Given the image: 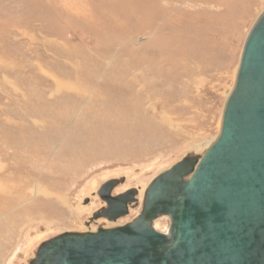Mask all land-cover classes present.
<instances>
[{
  "label": "rangeland",
  "instance_id": "rangeland-1",
  "mask_svg": "<svg viewBox=\"0 0 264 264\" xmlns=\"http://www.w3.org/2000/svg\"><path fill=\"white\" fill-rule=\"evenodd\" d=\"M263 8L264 0H0V264H25L42 241L80 231L102 206L92 193L99 183L146 187L203 152ZM156 222L166 231L168 219Z\"/></svg>",
  "mask_w": 264,
  "mask_h": 264
},
{
  "label": "water",
  "instance_id": "water-1",
  "mask_svg": "<svg viewBox=\"0 0 264 264\" xmlns=\"http://www.w3.org/2000/svg\"><path fill=\"white\" fill-rule=\"evenodd\" d=\"M124 179L97 195L94 232L42 241L25 264H264V8L250 27L217 136L154 176L139 199ZM122 225L109 227L129 216ZM168 219L166 231L157 220Z\"/></svg>",
  "mask_w": 264,
  "mask_h": 264
},
{
  "label": "bare ground",
  "instance_id": "bare-ground-1",
  "mask_svg": "<svg viewBox=\"0 0 264 264\" xmlns=\"http://www.w3.org/2000/svg\"><path fill=\"white\" fill-rule=\"evenodd\" d=\"M121 81V80H120ZM57 88H63V87H61V85H57ZM65 88V87H64ZM67 88V87H66ZM230 92V91H229ZM107 95V94H106ZM137 102H139V101H137ZM142 102V101H141ZM142 104V103H141ZM135 105H136V103H135ZM137 106V105H136ZM138 107V106H137ZM142 107V106H141ZM140 107V108H141ZM133 108V107H132ZM135 108V107H134ZM103 110V109H102ZM134 110V109H133ZM132 110V111H133ZM136 110V109H135ZM138 110H139V107H138ZM145 111V110H144ZM143 111V112H144ZM147 111V110H146ZM127 112V111H126ZM135 112V111H134ZM137 113V112H136ZM111 115V114H110ZM133 115V114H132ZM134 115H135V113H134ZM133 117V116H132ZM140 118V117H139ZM113 119H114V117H113ZM111 120V119H110ZM137 121V120H136ZM220 121V120H219ZM107 122V121H106ZM130 122V121H129ZM138 122V121H137ZM141 122V121H140ZM220 126V125H219ZM126 128V127H125ZM130 130V129H129ZM148 131V130H147ZM219 131V130H218ZM217 131V132H218ZM93 139V138H92ZM95 139V138H94ZM92 144V143H91ZM206 144V143H205ZM89 145V144H88ZM203 146V145H202ZM199 149V148H198ZM202 149V148H201ZM200 149V150H201ZM190 150V149H189ZM188 150V151H189ZM193 150V149H192ZM88 153V152H87ZM2 169V168H1ZM134 172V171H133ZM22 180V179H21ZM20 180V181H21ZM28 181V180H27ZM127 182V181H126ZM126 182L125 183H123L122 185H121V187L119 188V189H117V190H115V191H117V192H120L119 194H121V193H123V192H125L126 190H128V189H130L131 187H130V185L128 184V185H126ZM22 183H24V182H22ZM27 183V182H26ZM29 183V182H28ZM27 183V184H28ZM101 184L102 183H99L97 186H96V188H94V190H92L93 192V195H95V196H97V192H98V190H99V188H100V186H101ZM147 183H145L144 185H142V184H139V185H137V186H134L135 188H137V190H138V193H139V198L141 199V197H142V195H143V191H144V187H145V185H146ZM44 188V187H43ZM88 188V187H87ZM90 190V189H89ZM6 190L0 185V193H4ZM34 192L35 193H37V194H43V195H47V190L45 191L44 189H42L41 187H36L35 188V190H34ZM33 192V193H34ZM87 192V191H86ZM116 193V192H115ZM51 194V193H50ZM86 194V193H85ZM49 195V194H48ZM1 196H3V195H1ZM86 197H88V196H86ZM98 197V196H97ZM4 198H6V195H5V197ZM58 198V197H57ZM8 199V198H7ZM7 199H5V200H7ZM4 200V201H5ZM16 200V199H15ZM89 200V199H88ZM1 202V201H0ZM61 203V202H60ZM101 207H103L104 206V204L103 203H101ZM100 207V208H101ZM99 208V209H100ZM97 211V210H96ZM0 212H2V211H0ZM131 212V210L129 211V213ZM1 214V213H0ZM19 215V214H18ZM17 217V216H16ZM19 218H21V216L19 217ZM23 219V218H22ZM26 219V218H25ZM24 219V220H25ZM15 220H16V218H15ZM18 220V219H17ZM20 220V219H19ZM10 221V220H9ZM14 221V220H13ZM11 222V221H10ZM13 223V222H12ZM11 223V224H12ZM101 223V221L100 220H97V221H95V222H91V223H89V226H84L83 228H80L79 230L80 231H83V232H86V231H91V232H94L95 230H96V228H97V225H99ZM117 223L118 222H116V223H108V226L109 227H114V226H116L117 225ZM3 224V223H2ZM6 224V223H5ZM14 224H15V221H14ZM157 224V222H155V225ZM16 225H17V223H16ZM91 225H94V227H93V229H91L90 227H91ZM118 225H120V224H118ZM13 227V226H12ZM18 227V226H17ZM156 227H157V225H156ZM2 228H3V226H2ZM8 229V228H7ZM9 229H10V227H9ZM11 231V230H10ZM9 231V232H10ZM12 231H13V228H12ZM12 231L10 232V233H12ZM8 232V231H7ZM7 232H6V235H7ZM162 232V231H161ZM8 237V236H7ZM41 240H39V241H37L32 247H31V250L35 247V245L37 244V243H39ZM33 256V255H32ZM22 263H24V262H22Z\"/></svg>",
  "mask_w": 264,
  "mask_h": 264
},
{
  "label": "flooded vegetation",
  "instance_id": "flooded-vegetation-1",
  "mask_svg": "<svg viewBox=\"0 0 264 264\" xmlns=\"http://www.w3.org/2000/svg\"><path fill=\"white\" fill-rule=\"evenodd\" d=\"M122 179H123V178H122ZM114 180H115V179H114ZM116 180H120V179H116ZM105 183H106V182H105ZM105 183H104L102 186H100L98 192H101V191L103 190V187H104ZM115 188H116V187H115ZM115 188H114V189H115ZM114 189H113V190H114ZM131 189H133V188H131ZM128 190H129V189H128ZM126 191H127V190H126ZM98 192H97V193H98ZM123 193H124V192H123ZM112 195H113V191H112ZM115 195H118V194H114L113 196H115ZM97 196H98V195H97ZM98 198H99V197H98ZM99 200H100V199H99ZM87 203H88V199H85L84 204H87ZM101 203H102V202H101ZM103 204H104V203H103ZM104 206H105V204H104ZM104 206H103V207H104ZM101 208H102V207H101ZM101 208H100V209H101ZM98 210H99V209H98ZM98 210H97V211H98ZM100 221H102V219H100ZM86 223H87V222H86ZM88 226H89V224H88ZM93 226H94V225H93Z\"/></svg>",
  "mask_w": 264,
  "mask_h": 264
}]
</instances>
